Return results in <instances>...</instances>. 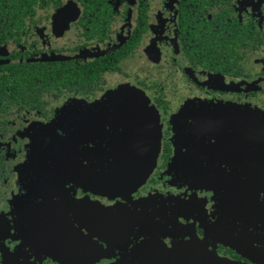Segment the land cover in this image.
Here are the masks:
<instances>
[{"label": "flooded vegetation", "instance_id": "flooded-vegetation-1", "mask_svg": "<svg viewBox=\"0 0 264 264\" xmlns=\"http://www.w3.org/2000/svg\"><path fill=\"white\" fill-rule=\"evenodd\" d=\"M121 91L151 106L108 99ZM249 108L264 116V0H0V264H264V132L222 122ZM148 111L159 157L135 190L97 192L56 165L60 137L87 166L80 150L98 155L97 171L145 155ZM209 118L214 131L200 132ZM183 153L197 157L174 175ZM34 154L49 162L31 200L37 176L23 170ZM190 171L228 187L208 189ZM57 186L62 202L91 198L102 210H61ZM176 201L188 211L173 218ZM111 215L136 224L91 223Z\"/></svg>", "mask_w": 264, "mask_h": 264}, {"label": "water", "instance_id": "water-1", "mask_svg": "<svg viewBox=\"0 0 264 264\" xmlns=\"http://www.w3.org/2000/svg\"><path fill=\"white\" fill-rule=\"evenodd\" d=\"M140 93H127V92H115L112 96H109L110 100H138L145 101L142 106L138 104L137 108L141 109L144 106H151V103H147ZM154 115L148 111L144 116L145 125L148 129L144 132L150 136L148 138V146L144 147L148 151L145 155H132L131 160L127 162L118 161V165L109 170H93L84 164L74 147L71 146L66 138H59L53 145L54 152L52 157L56 165L61 171L69 178L76 182L91 188L94 191L102 193H117L122 194L124 191L135 190L140 187L150 176L153 169L157 164L160 150V131L158 130L157 123L155 122L156 112ZM153 115V118L150 116ZM175 119H180L179 115H176ZM180 126V122L177 123ZM176 124V132L180 133L181 129ZM181 127V126H180ZM256 128H252L250 131L255 132ZM179 137V135H178ZM177 137V138H178ZM264 140V139H263ZM130 158V157H129ZM125 161V160H124ZM126 165V166H125ZM125 167V168H123ZM123 168V169H122ZM112 216V215H111ZM107 216L106 219H91V223L101 228H115V227H133L136 224L135 217L123 218V216ZM218 264H236L229 259H221Z\"/></svg>", "mask_w": 264, "mask_h": 264}, {"label": "rangeland", "instance_id": "rangeland-1", "mask_svg": "<svg viewBox=\"0 0 264 264\" xmlns=\"http://www.w3.org/2000/svg\"><path fill=\"white\" fill-rule=\"evenodd\" d=\"M238 111L234 112V111H230V112H227L222 120V122L225 123L226 126H228L229 124V117L230 115H234V116H238L236 118V120H239L237 121L238 124L241 126H246L247 130L249 128V131L254 127L256 128L255 129V132H258L260 134H262L264 132V126L262 125L263 121H264V116L259 113L257 110H253V109H250L249 110H246V111H241V113H237ZM181 121V119H180ZM213 120H211V118H209L208 122L207 123H203L204 125V128L200 129V132H212L214 131L213 129ZM262 121V122H261ZM218 123L221 122V121H217ZM216 122V123H217ZM236 122V121H235ZM236 122V123H237ZM70 140L77 145H79V142L76 138H70ZM241 141V138L240 137H237V138H234V139H230V138H227V141H226V144L225 146L229 147L230 144L232 142H240ZM200 142L202 143H208V140H200ZM199 142V143H200ZM75 146V145H74ZM195 148H199V149H209L210 146L209 144H204L202 145L201 147H199L198 144H196L194 146ZM80 152L82 154H80L88 163V167L94 169V168H98L97 167V163L99 161V157L98 155H90L91 153L89 152L88 153V150L86 149H81ZM191 156V155H190ZM187 153H183V154H178L176 155L175 159L173 160L172 164H170V167H173L175 168V170H172L171 169V173L172 172H175L173 173L174 175L177 174V172H179L180 168H181V165L184 164L187 160H190V161H193V159H196L197 155L196 156H191L190 157ZM214 153H212V157H214ZM48 159L44 156H40V155H37V154H34V155H31L29 157V160H28V163L26 164V166L24 167V176L27 178V175H28V172H32V175H36L37 178H35V176H32L31 179L29 180V182L27 183L28 184V188H26L28 190V197L31 199V200H34V199H37L38 198V195L37 194H34L35 193V189L38 187L37 185H39L41 182L39 181L41 179V177L43 178L42 176V173H43V169L46 168V165H48ZM99 166V165H98ZM102 166H100L99 168H101ZM108 169H113L115 168V165H111V163H108ZM102 168H105V167H102ZM105 170H107V168H105ZM220 172L222 173H226V174H234L236 176H238V172H232V173H228L226 170H221ZM191 175L195 177V175L197 174H201L200 177H202L204 180H205V185L208 189L212 188V187H217V188H220V189H226L228 186H226L225 184L223 183H216V182H213V179H211V173H213V171H200V172H191ZM208 179V180H206ZM258 182L255 180V179H249L246 181V186L248 187L244 193L248 196H251L253 191H254V188H255V191H256V186H257ZM50 187V185H49ZM235 188H232L228 191V193L230 194H233L232 191H234ZM255 193V192H254ZM55 194L58 195L57 196V199L58 201L56 202H59L60 203V209L69 213V208H67V206L69 204H74L75 207L77 209H81V210H93V211H96V212H99L102 210V207L100 206L99 203H94L95 200L93 199H82V200H77L78 202L80 201V205H78V203H76L75 201H71L70 199L67 198L66 201H63V191L61 190V188L59 186L56 187L55 189ZM46 199L48 200V197H46ZM53 201V200H52ZM55 202V201H53ZM177 203L175 205H172V209L170 207V209H167V213L168 212H172L174 213L173 214V218L176 217L178 218L179 216H183L182 214L179 213L180 210H185V211H188V207L186 205V203L184 201H181V203H179V201H176ZM164 212V210H162ZM179 213V214H178ZM187 217V216H186ZM162 218L164 219H168L164 216H162ZM128 262V261H127Z\"/></svg>", "mask_w": 264, "mask_h": 264}]
</instances>
